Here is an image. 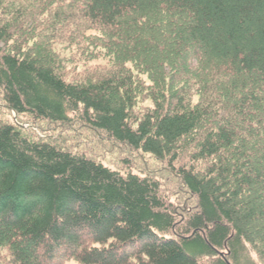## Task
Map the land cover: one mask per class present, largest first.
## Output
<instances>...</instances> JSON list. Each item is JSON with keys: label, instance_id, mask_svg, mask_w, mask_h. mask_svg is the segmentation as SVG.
Instances as JSON below:
<instances>
[{"label": "trees", "instance_id": "16d2710c", "mask_svg": "<svg viewBox=\"0 0 264 264\" xmlns=\"http://www.w3.org/2000/svg\"><path fill=\"white\" fill-rule=\"evenodd\" d=\"M69 29L108 69L66 79ZM0 95L151 155L191 205L0 121V264H264V0H0Z\"/></svg>", "mask_w": 264, "mask_h": 264}, {"label": "rangeland", "instance_id": "374dc122", "mask_svg": "<svg viewBox=\"0 0 264 264\" xmlns=\"http://www.w3.org/2000/svg\"><path fill=\"white\" fill-rule=\"evenodd\" d=\"M71 29L66 30V37L59 39L55 43L58 54L66 60V79L83 80L90 75L108 69L110 66L104 53L100 50L92 49L88 44L82 42V47L71 46ZM81 41V40H80ZM90 50L91 54H102L103 59L91 61L85 56L84 47ZM1 98V95H0ZM145 105L147 104L144 103ZM0 101V121H7L15 125L21 133L36 141H47L61 147L67 151L85 155L91 159H96L112 170L125 173H136L140 175L151 174L161 178L165 191L170 196V201L174 205H190L187 196L182 195L178 188V183L173 175L167 173V169L161 162L151 155L144 156L141 152H136L122 145L116 144L104 135L90 129L79 118H74L72 123L52 124L33 120L28 116L17 117L3 109ZM164 169V171H163ZM153 173V174H152ZM181 205V206H182ZM0 255H5L1 253ZM71 264H78L71 260ZM2 264H9L8 260H3ZM127 264H139L135 259H131Z\"/></svg>", "mask_w": 264, "mask_h": 264}]
</instances>
